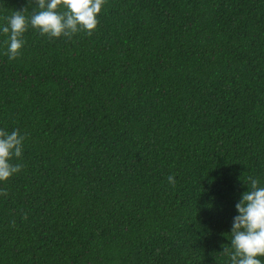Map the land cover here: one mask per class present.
Here are the masks:
<instances>
[{
    "label": "trees",
    "instance_id": "trees-1",
    "mask_svg": "<svg viewBox=\"0 0 264 264\" xmlns=\"http://www.w3.org/2000/svg\"><path fill=\"white\" fill-rule=\"evenodd\" d=\"M24 9L0 0V29ZM97 19L29 23L15 60L0 30V130L25 136L0 264H230L235 205L264 186V0H106Z\"/></svg>",
    "mask_w": 264,
    "mask_h": 264
},
{
    "label": "clouds",
    "instance_id": "clouds-1",
    "mask_svg": "<svg viewBox=\"0 0 264 264\" xmlns=\"http://www.w3.org/2000/svg\"><path fill=\"white\" fill-rule=\"evenodd\" d=\"M30 3L38 9L33 11L30 19L24 15L27 9L14 11L7 18V26L0 29L8 37L5 54L10 60L21 55L23 35L29 23L49 38H70L80 31L91 36L106 0H29ZM61 8L65 11L61 12ZM24 140L25 136L18 130L11 133L0 130V182L8 181L21 170L22 165L11 161L13 157H21ZM247 179L248 191L235 205L238 215L233 218L230 246H222V253L230 257V264H261L259 257H264V186L252 176ZM168 182L174 185V176L169 175ZM3 194L7 195V192Z\"/></svg>",
    "mask_w": 264,
    "mask_h": 264
}]
</instances>
